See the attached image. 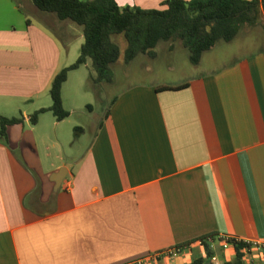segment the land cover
Instances as JSON below:
<instances>
[{"label":"crops","instance_id":"crops-1","mask_svg":"<svg viewBox=\"0 0 264 264\" xmlns=\"http://www.w3.org/2000/svg\"><path fill=\"white\" fill-rule=\"evenodd\" d=\"M164 1L116 0L143 10L164 9ZM260 17L225 44L244 30L264 40ZM83 43V29L40 11L32 0H0V115L23 118L0 138V264H131L156 255L152 264H189L205 256L200 241L208 238L225 263L236 259V250L223 249L219 237L264 243V47L246 52L242 44L205 71L204 57L219 42L197 65L182 43L171 41L163 50L158 44L129 62L119 60L111 70L118 63L161 61L201 72L174 80L144 66L143 80L113 99L78 158L47 156L51 160L38 163L54 185L53 175L67 167L54 206L43 210L48 202L35 192L31 176L40 168L30 149L60 144L75 112L65 90L91 63L69 72L63 84L66 119L47 110L33 125L30 116L52 106V82ZM175 248L177 256L163 255ZM250 255L244 264H264V253L255 260Z\"/></svg>","mask_w":264,"mask_h":264},{"label":"trees","instance_id":"trees-1","mask_svg":"<svg viewBox=\"0 0 264 264\" xmlns=\"http://www.w3.org/2000/svg\"><path fill=\"white\" fill-rule=\"evenodd\" d=\"M43 12L55 14L61 21H72L83 29L84 43L76 62L63 68L54 78L50 95L52 106L30 116L31 124L39 115L51 111L58 121L69 116L63 107L62 87L69 72L91 63L90 76L109 80L111 67L121 58L120 44L111 39L123 35L127 42L125 62L139 53L151 52L161 42L180 39L197 65L203 53L219 41H232L244 26L256 24L264 0H166L164 9L143 10L120 6L116 0H32ZM23 122L22 117L0 115V138L6 139L7 128ZM80 129V128H77ZM206 254L189 264H206L215 257L208 242ZM243 245L236 248V259L223 264H244Z\"/></svg>","mask_w":264,"mask_h":264},{"label":"rangeland","instance_id":"rangeland-1","mask_svg":"<svg viewBox=\"0 0 264 264\" xmlns=\"http://www.w3.org/2000/svg\"><path fill=\"white\" fill-rule=\"evenodd\" d=\"M260 16H263L264 18V9L263 11L260 10ZM65 21L82 29V27L78 26L72 21ZM260 37H263L262 33L244 30V32H240L239 36L232 43L225 44L226 42L219 41L220 44H218V46H216L213 51L206 53L204 59L205 61H208V63L203 64V71L211 67H216L221 59H229L230 55H233V53H235L234 51L237 50L242 44L246 46V49L244 50L246 52L256 51L260 48H263L264 40H261ZM111 39L120 44L121 58L119 60H125L127 42L124 36L115 35L112 36ZM77 40L78 37L76 36L69 41L71 44V51L75 49V46L78 42ZM171 42L176 45H180L182 43L180 39H175ZM166 44V42H161L156 49L159 51L161 49L163 50L165 49ZM226 51H228L227 55L225 54ZM80 52L81 49H78L76 51V55L73 59L74 63L78 59ZM69 55L70 51H67L65 53V56ZM214 58H216L217 60ZM69 59L71 60V58ZM171 59L173 58L167 57L168 62ZM159 62L118 63L117 66L112 68L109 74V80L99 79V76L96 74L95 80H93L90 76V68L89 70L84 67L80 68L79 72L75 74L74 78H71L69 87H67L65 90L66 103L74 108L75 112L68 120V122L64 125L65 129L62 130L63 134L58 146L55 145L53 148L49 147V149L46 146L36 150L30 149L32 153V159L34 160L36 166H39V162H47L48 160H51L52 157L55 158L56 156L60 158L66 157L69 160H75L76 158H78L93 142L96 133L100 128V124L102 123L106 113L110 109V105L113 99L119 94L122 89L126 88L134 82L143 80V77H141L140 74L146 67L155 69L156 76L168 77L174 80H180L181 78H184L185 74L196 75L201 72V69H196L193 71L185 69L184 63ZM172 66L174 67V69L172 71H169V68H171ZM77 97L80 99H77ZM76 128H80L83 131ZM47 156H51V158H48ZM43 166L45 165L39 166V174L33 172V176L31 177H33V183H35V192L40 193L42 191L43 199L48 202L44 206L43 210H49L54 206L52 200L56 195L55 185L50 181L51 176H48V174L45 173L47 171H44ZM39 176L41 178H39ZM218 260L220 264H223L220 258H218Z\"/></svg>","mask_w":264,"mask_h":264},{"label":"built area","instance_id":"built-area-1","mask_svg":"<svg viewBox=\"0 0 264 264\" xmlns=\"http://www.w3.org/2000/svg\"><path fill=\"white\" fill-rule=\"evenodd\" d=\"M218 240L220 241L222 248L227 250L229 248H233L236 250V248L241 244L244 246L242 249L243 254H251L252 260H255L260 257L261 253H264V243L260 241H250V240H242V239H237V238H232V237H227V236H222L219 237ZM205 242H212L211 238L202 240L200 241V245L204 246ZM180 253V249L175 248V249H170L163 253V255L170 259L174 256H177ZM159 258L158 255L156 256H150L149 259L147 260H139L131 264H152L153 260ZM212 264H220L218 258L215 256L212 259Z\"/></svg>","mask_w":264,"mask_h":264},{"label":"water","instance_id":"water-1","mask_svg":"<svg viewBox=\"0 0 264 264\" xmlns=\"http://www.w3.org/2000/svg\"><path fill=\"white\" fill-rule=\"evenodd\" d=\"M67 174V167H64L62 169H60L57 173H55L53 175V182L55 183V190H58L63 182V180L65 179ZM206 264H212L211 262H208Z\"/></svg>","mask_w":264,"mask_h":264}]
</instances>
